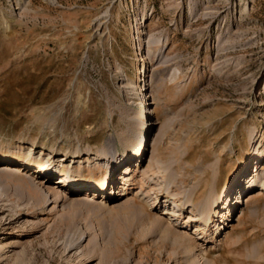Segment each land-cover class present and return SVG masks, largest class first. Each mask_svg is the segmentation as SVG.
Instances as JSON below:
<instances>
[{"label":"rangeland","instance_id":"374dc122","mask_svg":"<svg viewBox=\"0 0 264 264\" xmlns=\"http://www.w3.org/2000/svg\"><path fill=\"white\" fill-rule=\"evenodd\" d=\"M263 151L264 0H0V264H264Z\"/></svg>","mask_w":264,"mask_h":264},{"label":"bare ground","instance_id":"6f19581e","mask_svg":"<svg viewBox=\"0 0 264 264\" xmlns=\"http://www.w3.org/2000/svg\"><path fill=\"white\" fill-rule=\"evenodd\" d=\"M131 90V89H130ZM152 104V102H151ZM145 110L142 111V114H144ZM143 151H144V146H143V141H142V138H139L138 139V142L134 145H132V147H129V145L125 146V154L123 157L119 158L116 162H110L108 164V167L105 169V170H102L98 175L96 176H93L92 178H89L88 181L86 182L87 186H89V188H92V184H96V185H100L101 186H105V184H107V182H109L111 180L112 177H115V174H116V171L115 169L116 168H119V172L126 167V169L124 170L126 173L124 174V177H123V185L125 186L126 184L129 183V181L132 180V175H133V170H131V167H129V164L127 165L126 163L127 162H131V161H136L138 162V160L142 159V154H143ZM4 155V154H3ZM264 157V151L262 152V155L260 158H258L257 162H256V165L258 167L259 163H261V159ZM248 162V161H247ZM247 162H244V166L247 165ZM123 164V165H122ZM131 166V165H130ZM35 167V166H34ZM38 167V171H43V173H46V172H49L51 170H54V168L52 167H47V166H36ZM141 165L140 163L136 164L135 166V169L134 170H141ZM261 167V165H260ZM263 169V167H262ZM118 170V169H117ZM139 170V171H140ZM81 171H84L83 169ZM129 171V173H127ZM61 173H66V172H63V171H60ZM69 174L68 176L65 178V182L74 186L76 189L78 188H83V191L84 192H88V191H91L92 189H84V187H87V186H81L80 183H83V180L80 176H76L74 174H72V170L69 169L68 170ZM74 172V171H73ZM118 172V173H119ZM144 172V171H143ZM240 172H238V175L235 174L234 176V182L233 183H226L224 185V188H222L220 194L215 197V195L212 197L210 203L204 207V208H201L199 210V213L201 214V220L204 221V223H207L209 222L213 216L215 217V213H216V210L217 208H219V205L220 204H224L225 200H228V197L231 193V191L234 189V188H237V189H241L243 188V186L246 185V189H251L253 187H258L257 189H259V186H262L264 187V181H261V178L264 176V174H262V177L260 178H257V179H254V177L256 176V174L259 173L258 170H255V174H253L251 176L252 173L246 175V170L243 172L242 175H239ZM66 174H63V178L65 177ZM79 175V174H78ZM84 175V174H83ZM111 175V176H110ZM240 176V177H239ZM111 177V178H110ZM244 177L243 180H241V178ZM46 178L48 181L51 179L50 177H44ZM43 178V179H44ZM264 178V177H263ZM260 179V180H259ZM46 182V181H45ZM258 182V184H257ZM57 184V186H60V187H63L65 186L63 184L62 181H58V182H54ZM231 185V186H230ZM46 187V185H45ZM54 187V186H53ZM59 187V188H60ZM43 188V187H42ZM41 188V189H42ZM47 189V188H46ZM52 189V188H51ZM125 189V188H124ZM257 189L253 190L252 192H245V195L243 197H246L247 195H250L252 194L254 191H256ZM45 190V189H44ZM48 191V190H47ZM58 191V190H57ZM225 195L222 196L223 192ZM49 192V191H48ZM52 192V191H50ZM60 194V193H59ZM235 194V193H234ZM56 195V194H55ZM61 195V194H60ZM76 198V197H75ZM251 198V196H249L248 199L245 200V202L247 203L249 201V199ZM88 199V196H85L84 193L82 192L77 198L76 200H86ZM91 200V198H90ZM225 204H228L227 202ZM224 206V205H223ZM223 208H221L222 210ZM171 213V212H170ZM218 217V216H217ZM202 237V236H201Z\"/></svg>","mask_w":264,"mask_h":264}]
</instances>
